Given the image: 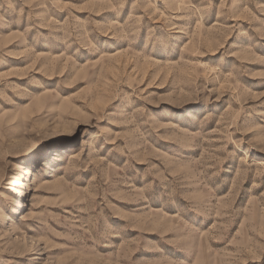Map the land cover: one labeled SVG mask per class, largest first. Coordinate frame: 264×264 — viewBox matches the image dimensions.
I'll return each mask as SVG.
<instances>
[{
    "label": "rangeland",
    "instance_id": "374dc122",
    "mask_svg": "<svg viewBox=\"0 0 264 264\" xmlns=\"http://www.w3.org/2000/svg\"><path fill=\"white\" fill-rule=\"evenodd\" d=\"M0 264H264V0H0Z\"/></svg>",
    "mask_w": 264,
    "mask_h": 264
}]
</instances>
